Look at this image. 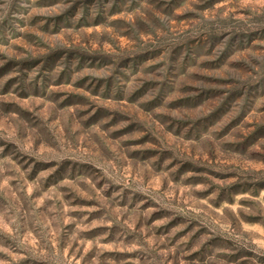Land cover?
Here are the masks:
<instances>
[{
  "label": "clouds",
  "instance_id": "clouds-1",
  "mask_svg": "<svg viewBox=\"0 0 264 264\" xmlns=\"http://www.w3.org/2000/svg\"><path fill=\"white\" fill-rule=\"evenodd\" d=\"M72 2L73 0H69L68 3H64L63 0H60V2L54 4V7L40 9V11L44 12L45 16L63 13L65 9L71 6ZM113 2L114 0H107V3L104 0H93L91 4H86L84 0H81L75 15L65 16L60 21L62 31L66 34L84 36V30L78 27L82 18L86 20L94 19L101 7L104 9V15H107V10L112 7ZM17 3L21 8L35 10L36 0H28V2L17 0ZM178 3L180 12L193 14V19L187 31L172 25V20L175 18L174 11L170 13L158 10L142 0L140 8L136 10L135 14L144 20L146 25L144 29L137 28L134 22L129 21L127 25L114 26L111 31L106 32V35H102L106 31L102 29L101 33L86 37V39L94 41L96 45H100L98 51L101 52L103 51L104 39L110 40L113 46L117 48V57L127 54L126 51L119 50L117 46V38L121 34L128 35L132 41L133 51L141 48L155 49L158 59L155 61L150 60L147 64H156L157 66L147 74L145 71L147 64L138 66V70H135L132 66L135 61L122 64L108 63L103 60V57H97L93 53L92 47L81 44L82 52L90 54L84 56L82 72L77 71V66L81 64V56L77 55L71 58L66 65V53L55 69L51 72L45 70L40 79L35 82L36 85L41 87L42 91H45V85L55 84L57 77L67 66L69 71L74 74V80L80 79L82 75L88 77L82 83L84 87L88 88L86 94L89 95L90 100L95 99L91 93L99 85V92H110L114 100L120 101L122 98L123 104L106 105L109 111L98 121L93 122L89 118L93 116L96 111L95 108L87 112L82 111L83 108L89 107L87 104L74 105L71 109L65 108L60 103L65 97L56 100L55 97L51 96L53 91H59V89L47 87L45 95L51 101L47 105L50 113L48 119H38L40 113H33V116L28 118L13 114L10 117H5L4 131L0 133L5 141L11 140L15 144L14 148L9 149L5 159L11 162L15 171L19 174L21 182L18 184V190L26 183L23 181L25 173L31 172L34 165L37 168L42 167L37 165V160L45 163L54 161L51 167H46L44 171L39 172L36 177L37 183L33 184V188H43L46 186L45 181H47L48 184L53 185L48 191H55L63 186L69 192L75 193L67 201L69 204L71 200L76 199V196L97 200V207L103 213L98 223L119 225L117 235L120 237L128 236L133 224H137L131 235L134 244L141 249L143 262L138 257L136 264H171L168 256L177 246H181L180 250L183 255L197 251L200 247L198 244L196 248L188 249L187 253L183 252L184 242L196 232V227H193L187 235L173 242L172 237L174 234L191 224V220L178 224L171 232H168L161 226L167 225L173 219L175 213L163 215L159 219L152 218V213H160L161 209L172 207V202L165 194V190L169 188L170 184L179 186L188 181L189 177H204L205 179L202 182L190 185L193 193L189 195H205L206 193L203 190H209L207 195L215 197L220 188L227 183V181L217 179L215 174H210L207 170L177 172V169H180L185 160H191L197 166L204 165L205 169L215 167L226 170L222 164L209 163L208 159L213 158L218 161L231 158L234 161V170L240 173L244 179H247L249 175L253 179L264 178V165L257 168L249 162V153L253 151L261 153L259 158L264 159V138L246 152L226 150L223 141L229 137L218 135L217 125L207 119L212 108L204 109L203 106H196L201 101L207 103V100L204 97H198L195 92H183L177 86L179 83L178 77L182 74L179 67L180 62L184 61L188 55H191L197 64L201 59L216 60L219 57L217 64H222L228 74L232 75V66L229 65L228 61L231 60L234 53H240L243 49L246 53V71L248 75H264V0H223L222 4L215 5H213V0H178ZM167 4L168 0H165V4L161 8L167 7ZM11 7V0H7L6 3L0 5V8L3 9V12L0 13V22L7 19L9 13L12 17L9 20L11 27L7 29L6 33L9 40H11L13 32H23L28 29L32 15L31 12L25 15L21 11H11ZM21 20L24 21V26H21ZM46 22L42 19L39 24L43 25ZM56 23L55 20L48 23L49 29L56 26ZM142 32H151L154 39L144 43L139 38ZM181 39H184L186 43L180 46L179 58H177V49L174 47V42ZM34 43L36 42L34 41ZM257 46L259 47L257 48ZM9 47L0 45V49L5 52L9 51ZM193 49L200 50L201 54L198 55L197 51H193ZM21 55L35 56L36 51L29 46L28 52ZM2 63L3 61H0V64ZM17 69L10 75H19L20 71H27V69H21L19 65H17ZM40 71L38 65L30 72L25 83L31 85ZM45 77L48 78L46 81ZM96 77H107V79L101 82L94 79ZM7 78L4 77V80H7ZM236 79L242 80V77L237 75ZM146 81H153L154 84H145ZM2 83L3 81H0V84ZM18 83L19 81H17ZM166 85L171 87L166 88ZM15 87L16 85H13V88ZM138 89L139 91H137ZM10 95L12 94L10 93ZM185 95L197 98L181 106L170 103V101ZM7 98L4 97V99ZM241 101H243V97H241ZM120 109H128L133 114V119H135V114L138 112L146 113L148 129L152 130L154 134L160 135L162 145L160 151L147 158L143 154H136L131 159L134 165L137 163L142 164L146 178L151 175L159 176L162 179L163 184L157 193H152L150 187L146 188L139 181L133 182L131 179L123 187L114 186L113 181L116 184L123 183V175L119 168L110 169L111 179H107L98 172L81 167L87 157L78 147V143L101 133L104 135L111 133L113 128L108 127V123L113 121ZM129 122L122 121L116 124L115 127H123L124 124ZM137 135H144V133L139 132ZM127 138L122 137V139ZM35 145H52V147L39 153L35 150ZM187 146L191 147V152H188ZM7 147L6 143L0 144V153H4ZM165 148L171 150L164 151ZM127 153H131V148L124 149L122 158L114 157L118 160L120 167H123L124 162L128 160ZM25 154L27 158H24ZM13 156L16 157L15 161L11 160ZM32 157H35V159H32ZM69 161L71 162L69 163ZM21 168L24 171H20ZM62 168L65 170L62 177L52 175L57 172V169ZM177 177H179V180H177ZM195 189L201 191L195 192ZM254 190L264 191V188L254 186L249 189V191ZM144 192H147L148 196L139 195V193ZM37 195H39V192H37ZM12 196L13 199L9 201V204L3 210V216L12 224V228H6L4 235L0 237V252L13 255L19 248L24 247L20 239L21 231H19L22 227L28 230L29 233L35 232L40 237L41 246L47 249V257L50 261H53L54 264H66V261L60 258L49 243L50 240H59L61 229L64 230L65 243L71 245V242L78 238L76 232L64 228L66 213L61 205L65 201L57 197V202L53 203L50 210H48V205H45L44 210L38 212V202L35 199L24 195L23 192L19 197L15 193ZM149 197L156 200L155 205L151 203ZM250 211L259 214L262 221H264V199L255 203ZM18 215L23 217V221L18 220ZM84 219L81 218L76 222L77 230L84 223ZM52 226L56 228L55 235L49 234L48 229ZM70 232L71 234H69ZM234 232H239L240 235L236 240L238 247H234L233 251L243 248L253 253V255H241L237 260H229L218 256L220 249L208 245L198 256L180 259L179 264H240L241 261L246 262V264H264V259H261V257H264V238L261 242L253 244L252 235L243 233L238 225ZM203 243L204 241L201 240L200 244ZM13 258L16 257L13 256ZM175 259L177 257L173 255V260ZM0 264H5V261L0 260ZM85 264H100V261L98 257H94L91 260H86ZM113 264H115V261Z\"/></svg>",
  "mask_w": 264,
  "mask_h": 264
},
{
  "label": "rangeland",
  "instance_id": "rangeland-1",
  "mask_svg": "<svg viewBox=\"0 0 264 264\" xmlns=\"http://www.w3.org/2000/svg\"><path fill=\"white\" fill-rule=\"evenodd\" d=\"M6 2L7 0H0V5ZM58 2L60 0H36L35 10H33L32 8H21L17 0H11V11H21L25 15L32 13L28 29L23 32H13L11 40L6 36L7 29L11 27L9 24V20L12 19L11 14L9 13L8 18L0 22V45L10 46L8 52L0 49V61H3L0 64V81H3L0 84V133L4 131L5 117H10L13 114L28 118L32 117L33 113H40L38 119H48L50 113L47 105L51 101L45 95L47 87L59 89V91H53L51 96L55 97L56 100H60V97H65L64 100L60 101L65 108L71 109L74 105L85 104L89 105V107L83 108V112L91 111L92 108H95L96 111L89 118L93 122L98 121L109 111L106 105L124 103L122 98L120 101L114 100L110 92H99V85L91 93L95 99L90 100L89 95L86 94L88 93V88L84 87L82 83L88 77L82 75L80 79L74 80V74L69 71L67 66L57 77L55 84L45 85V91H42L41 87L36 85V80L40 79L43 72L45 70L51 72L55 69L66 53V65L71 58L77 55L81 56V64L77 66V71L82 72L84 56L90 54L82 52L81 44L92 47L93 53L97 57H103V60L108 63L122 64L135 61L132 64L135 70H138V66L145 65L150 60L155 61L158 59L155 49L141 48L133 51L132 41L127 34H121L117 38L118 49L127 52L126 55L120 57L116 56L117 48L113 46L110 40L104 39L103 51L101 52L98 51V48L101 47L100 45H96L94 41L86 39L87 36L101 33L102 29L106 30L102 35H106V32L111 31L114 26L127 25L129 21L134 22L137 28L144 29L146 27L144 20L135 14L136 10L141 6L142 0H114L112 7L107 10V15H104V9L101 7L94 19L86 20L82 18L78 27L84 30V36L66 34L60 26V21L65 16L75 15L81 0H73L71 6L65 9L63 13L45 16L44 12L40 11V9L54 7V4ZM63 2L68 3L69 0H63ZM84 2L91 4L93 0H84ZM104 2L107 3V0H104ZM145 2L153 5L158 10L170 13L174 11L175 18L172 20V25L184 31L188 30L193 14L180 12L178 10L180 6L178 0H168L167 7L164 8H161V6L165 4V0H145ZM222 3L223 0H213V5ZM2 12L3 9L0 8V13ZM42 19L47 22L40 25L39 21ZM52 20L57 23L56 26L49 29L48 23ZM20 24L24 26V21L21 20ZM139 38L144 43L154 39L151 32H142ZM185 43L184 39L174 42V47L177 49V58H179L180 46ZM29 46L36 51V55L22 56L21 54L28 52ZM193 51H197L198 55L201 54L198 49H193ZM245 56L246 53H244L243 49H241L240 53L232 55L231 60L228 61L229 65L232 66L231 71L233 73L230 75L222 64H217L219 57L216 60L201 59L199 64H197L191 55H188L184 61L180 62L179 67L182 74L178 77L179 83L177 85L181 91L195 92L198 97H204L207 100V103L201 101L196 106H203L204 109L212 108L207 119L217 125L218 135L229 137L223 141L224 148L231 151L240 150L241 152H246L264 138V75L257 76L253 74L249 76L246 71ZM17 65L21 69H27V71H20L19 75H10L18 70ZM38 65L41 71L37 73L31 85L26 84L25 81L30 72ZM156 66V64H147L146 74L154 70ZM237 75L242 77V80H237ZM4 77H8L7 80H4ZM47 79L45 77V81ZM94 79L102 82L107 77H96ZM17 81H19L18 84ZM145 84L151 85L154 82L146 81ZM13 85H16V87L13 88ZM165 87L171 86L166 85ZM4 97L8 98L4 99ZM241 97H243V101H241ZM196 98L185 95L170 101V103L181 106ZM122 121L130 122L124 124L123 127H115L116 124ZM108 127L113 128V131L108 135L101 133L95 137H89L87 140H81L78 143V147L87 157L81 167L98 172L107 179H111L110 169L119 168L123 175V183L116 184L113 181L114 186L123 187L131 179L133 182L139 181L146 188L150 187L152 193L159 192L163 184L162 179L159 176L151 175L146 178L142 164L137 163L134 165L131 162L133 155L143 154L147 158L161 150L160 135L154 134L147 127V114L138 112L135 114V119H133V114L128 109H120L113 121L108 123ZM139 132H143L144 135L138 136L137 133ZM122 137L128 138L122 139ZM4 143L8 147L5 148L4 153H0V237L4 235L6 228H12V224L3 216V210L9 204V201L13 199V193L19 197L21 192H23L24 195L35 199L38 202V212L44 210L45 205H48V210H50L53 203L57 202V197H59L65 201L61 205L66 213L64 228L71 230V232H76L78 237L69 245L65 243L64 230L61 229L59 240L49 241L60 258L66 261V264H85L86 260H91L94 257L99 258L100 264H113L114 261L115 264H136L138 257L143 262L141 249L134 244V239L131 235L137 224H133L128 236L120 237L117 235L119 225L98 223L103 213L97 207V200L76 196V199L71 200L69 204L67 201L75 193L69 192L63 186L55 191H48L53 185L48 184L47 181H45V187L33 188V184L37 183L36 177L39 172L44 171L46 167H51L54 161L45 163L37 160V165L42 167L37 168L34 165L31 172L25 173L23 181L26 183L18 190V184L21 182L19 174L13 168L11 162L5 159L9 149L14 148L15 144L11 140L5 141L3 136H0V144ZM34 147L37 152L42 153L47 148L52 147V145H35ZM125 148H131V153H127L128 160L124 162L123 167H120L118 160L114 157L122 158ZM163 150L170 151L171 149L165 148ZM187 150L191 152V147L187 146ZM260 156L261 153L259 152L253 151L249 153V162L259 168L264 165V159H260ZM24 158H27L26 154ZM32 159H35V157H32ZM11 160L15 161L16 157L13 156ZM208 162L222 164L226 170H220L215 167L205 169L204 165L197 166L191 160H185L180 169H177V172L207 170L210 174H215L217 179L227 181L215 197L207 195L209 190H203L206 193L205 195H189L193 193L190 185L200 183L205 179L200 176H192L179 186L170 184L169 188L165 190L167 198L172 202L170 209H161L160 213H152L153 219H159L163 215L175 213L173 219L167 225L161 226L168 232H171L178 224L191 220V224L174 234L172 237L173 242L187 235L193 227H196V232L184 242L183 252L187 253L188 249L196 248L198 244L200 245L199 249L188 255H183L180 250L181 246H177L168 256L171 264H179L180 259L198 256L208 245L220 249L218 256L229 260H237L241 255H253V253L243 248L233 251L234 247H238L236 240L240 235L239 232H234L237 225L243 233L252 235L253 244L261 242L262 238H264V221H262L259 214L250 211L255 203L264 199V191H249L254 186L264 188V178L253 179L249 175L247 179H244L240 173L234 170V161L231 158H224L218 161L209 158ZM20 171H24V169L21 168ZM64 171L63 168L57 169V172L52 175H60L62 177ZM177 180H179V177H177ZM200 191V189H195V192ZM37 192H39V195H37ZM139 195L148 196V193H139ZM149 198L151 199V197ZM151 203L155 205L156 200L151 199ZM81 218H85L84 223L77 230L76 222ZM18 220L23 221V217L18 215ZM19 231H21L20 239L24 247L19 248L13 255H6L0 252V260L5 261V264H54L53 261L48 259L47 249L41 246L40 237L35 232L29 233L28 230L22 227ZM48 231L50 235H55V226L49 228ZM201 240L204 241L203 244H200ZM173 255L177 259L173 260ZM13 256L16 258L14 259ZM261 259H264V257H261ZM240 264H246V262L241 261Z\"/></svg>",
  "mask_w": 264,
  "mask_h": 264
}]
</instances>
